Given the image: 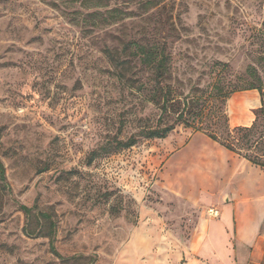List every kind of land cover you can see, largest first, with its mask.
I'll return each instance as SVG.
<instances>
[{
  "label": "rangeland",
  "instance_id": "374dc122",
  "mask_svg": "<svg viewBox=\"0 0 264 264\" xmlns=\"http://www.w3.org/2000/svg\"><path fill=\"white\" fill-rule=\"evenodd\" d=\"M134 42L164 48L166 77ZM215 63L264 87V0H0V264H186L202 212L229 200L226 173H264L183 125L144 134L165 125L161 87H206ZM259 107L257 89L235 92L230 125Z\"/></svg>",
  "mask_w": 264,
  "mask_h": 264
},
{
  "label": "trees",
  "instance_id": "16d2710c",
  "mask_svg": "<svg viewBox=\"0 0 264 264\" xmlns=\"http://www.w3.org/2000/svg\"><path fill=\"white\" fill-rule=\"evenodd\" d=\"M165 0H139L143 8L149 9L157 6ZM136 43L134 55L140 56L141 63L151 67L156 77L161 80L166 77L167 65L164 48L156 44ZM127 48V47H126ZM126 50V49H125ZM113 63H118L117 57L110 50L106 51ZM215 79L206 87H196L186 95H174L169 85L161 87L159 95H154L155 103L160 104L162 121L165 117V125L154 127L144 131L149 139L166 137L177 125H183L194 131L206 134L211 140L217 142L225 149L246 159L255 166L264 168V87L261 77L253 67L248 68L252 77L249 83L243 84L239 80L228 79L229 64L215 63ZM242 89H257L261 95V107L256 109V118L251 125H238L232 127L226 110V103L232 94ZM172 118L171 123L167 121ZM136 143L134 137L129 138L124 147L133 146ZM0 177L6 180L5 165L0 159ZM26 214H30L31 208L22 205ZM46 220L50 214L41 213ZM43 228V227H42ZM52 231V232H51ZM55 223L50 224V232L54 233ZM47 235L52 237L51 233ZM25 233L29 236L41 234V231L25 227Z\"/></svg>",
  "mask_w": 264,
  "mask_h": 264
},
{
  "label": "crops",
  "instance_id": "0c3cea01",
  "mask_svg": "<svg viewBox=\"0 0 264 264\" xmlns=\"http://www.w3.org/2000/svg\"><path fill=\"white\" fill-rule=\"evenodd\" d=\"M249 168L226 173L229 200L209 208L220 210L218 218L202 212L186 264H264V173Z\"/></svg>",
  "mask_w": 264,
  "mask_h": 264
},
{
  "label": "built area",
  "instance_id": "2783aa9c",
  "mask_svg": "<svg viewBox=\"0 0 264 264\" xmlns=\"http://www.w3.org/2000/svg\"><path fill=\"white\" fill-rule=\"evenodd\" d=\"M210 216L218 218L220 216V210L218 208H211L208 210Z\"/></svg>",
  "mask_w": 264,
  "mask_h": 264
}]
</instances>
